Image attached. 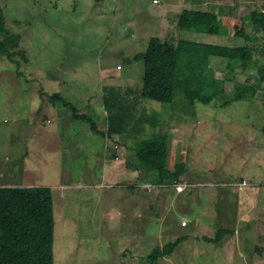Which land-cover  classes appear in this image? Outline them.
Wrapping results in <instances>:
<instances>
[{
	"label": "rangeland",
	"instance_id": "374dc122",
	"mask_svg": "<svg viewBox=\"0 0 264 264\" xmlns=\"http://www.w3.org/2000/svg\"><path fill=\"white\" fill-rule=\"evenodd\" d=\"M262 4L264 0H0L4 35L10 41L7 47H16V52L9 50L13 61L0 53V184L50 188L58 262L102 264L110 256L105 230H113L110 244L116 248L115 241L129 226L126 218L113 223L105 216L138 214L144 216L152 245L158 242L159 220L166 222L174 216L180 223V215L188 218L190 225L184 231L192 235L180 241L185 264H264V231L255 236L254 229L255 218L260 215L264 221V188L259 196L254 192L245 198L244 191L255 187L221 186L225 178L230 183L241 182L252 172L261 178L254 159L247 158L245 140L251 138L256 145L255 140L261 138L264 82L253 69L247 75L241 71L230 74L224 58L211 56L205 75L232 78L224 84L223 100L233 95L234 81L252 86L251 98L225 106L220 99L192 106L178 99L173 109L171 103L141 97L143 63L132 60L152 38L172 47L180 39L235 45L241 39L235 31L243 27L251 37L248 44L253 46V59L257 65L264 64V37L254 33L250 23V12L264 9ZM185 9L217 14L222 35H200L180 27L178 16ZM54 94L59 98H53ZM120 104L124 107H118ZM73 110L90 120L73 118ZM174 111L185 116L176 122L177 131L188 127V140L196 141L194 147L201 142L197 139L200 131L206 134L202 140L205 148L197 154L190 141L188 158H175L173 152L167 166L172 169L185 159L184 178L199 177L195 167L204 168L215 185L196 186L190 195L187 190L177 195L173 187L162 191L151 179L146 181L148 187H132L131 175L114 174L119 183L106 185L104 180L99 190L89 186L110 179L104 177L103 169L105 157L110 156L107 143L92 126L105 133L107 125L115 122L122 133L144 131L152 127V119L171 124ZM137 139L112 141L113 156L126 155L122 163L129 171L145 168L134 158ZM173 139L179 143L173 149L178 154L181 144L185 147L184 137L178 134ZM255 160L262 162L260 157ZM225 226H232L235 235L229 251L221 245L195 243V235ZM250 257L255 261L250 263Z\"/></svg>",
	"mask_w": 264,
	"mask_h": 264
},
{
	"label": "trees",
	"instance_id": "16d2710c",
	"mask_svg": "<svg viewBox=\"0 0 264 264\" xmlns=\"http://www.w3.org/2000/svg\"><path fill=\"white\" fill-rule=\"evenodd\" d=\"M219 22L218 15L213 12L185 9L179 14L177 23L182 28L217 36L223 33ZM250 23L254 33H261L264 37V9H253L250 12ZM4 34V22L0 17V53L13 61L9 50L14 49L16 52V47L13 44L7 47L10 41ZM235 35L241 37L235 45L180 39L177 46L172 47L165 41L152 38L147 48L132 58L143 63L141 97L172 104L180 95L189 105L196 102L209 104L212 100L220 99L221 106L251 98L254 88L248 83L234 81L233 95L223 100L224 84L232 78L229 75L223 78L211 77L204 73L208 57L212 56L224 58L225 68L230 74L241 71L247 75V71L253 69L264 82V64L257 65L252 57L253 46L248 44L251 37L243 27L236 30ZM2 37L4 41H1ZM53 98L58 99V94H54ZM65 105L71 106L70 103ZM118 107L124 106L120 104ZM72 116L75 119L90 120L78 115L75 110ZM117 125L115 122L109 124L108 132L119 129ZM90 129L99 134L94 126ZM260 135L264 139V121ZM167 152L166 138L157 134L140 142L135 149L138 161L157 174L156 183L160 186L173 185L183 173L182 163H178L172 172L166 168ZM54 223L52 192L49 187L0 184V264H54ZM230 232L228 229H219L213 238L204 239L218 242ZM178 242L176 240L167 244L161 254L152 256L157 258L158 255L171 252Z\"/></svg>",
	"mask_w": 264,
	"mask_h": 264
},
{
	"label": "crops",
	"instance_id": "0c3cea01",
	"mask_svg": "<svg viewBox=\"0 0 264 264\" xmlns=\"http://www.w3.org/2000/svg\"><path fill=\"white\" fill-rule=\"evenodd\" d=\"M198 34L207 35L204 33H198ZM195 41L204 42V43L210 42V41L205 42V41H203V39H201V41H199V40H195ZM178 99L183 100V98L181 96H178L175 99V101ZM184 103L186 104L187 101L185 100ZM189 106H192V105H189ZM172 108L174 109V101L172 103ZM168 110H170V109H168ZM179 113H182V112H180V110H179ZM172 114H173L172 117H174L175 120H171V124L166 122V121L161 122L159 119H156L155 121L152 119V127L149 130L147 129L144 131H135L132 133H130V132L129 133H127V132L122 133L119 129H115L114 131L108 132L109 127H110L109 124L105 128L107 130L105 133L98 130L99 134H97V133L96 134L102 135V136L104 134L103 138H105V141L107 143V150H108V152H110V156L109 157L106 156L104 161H103L104 177H108L110 179L99 180V182L94 183V184L91 183L89 186H93V187L97 188V190H99L103 187L102 183L104 180L107 183L106 185H109V183H108L109 181L110 182H114V181L118 182L116 177H115V180L113 179L114 174L115 175L118 174L120 176H122V175L125 176V174H126V177H129V175H131L134 179V181L131 183L132 187H135V185L136 186L142 185V187H145V186L148 187L150 185V182H146V181L149 179H151L152 184L158 185V183H156L157 174L154 171L150 170L147 167L144 168L143 166L138 167L137 170L129 171V168L127 167V165L124 162L122 163V159L126 158L125 157L126 155L123 157L124 154L122 152H120L118 155L120 157L115 158V156H113V153H112V141L115 140V142L117 144L119 138L121 140H124V141L126 139H129V138H140V139H137L135 148L133 149L134 158L138 163H140L138 161L136 155H135V149L140 142H143L146 139L150 138L153 134H157L161 138L163 137V138H166V140H167L168 152H167L166 160H165L166 168L170 172H172L178 163L179 164L182 163V167H183V173L180 175L177 182H175L173 185H171V186H160V185H158V187H160V189L162 191L171 189V187H173V189H174L175 184H182V185L186 186L185 191L187 190L188 194L190 195L192 192H194V189L196 186L211 187L212 185H215L214 181L209 179L210 175L206 173L207 170H205L204 168L200 169V168L195 167L197 172L201 174L199 177L197 176L196 178H194V177L193 178L192 177L191 178L190 177L184 178V176H187L186 175L187 171L185 169V164L187 163V161H185V159H184V161L181 160L180 162H177L176 164H174L172 169L169 166H167L166 161L168 158H172L173 152H174L175 158H177L176 155L177 156L180 155L181 159H183V157L188 158L186 149H187V147L189 148V142L191 141L190 145L193 144L192 151L195 150V152L198 154L201 152V150H204L205 144L202 142V140L206 139V138H204V137H206V134L201 135V131H200V137L201 138H197V139L201 140V142H200V144H198L197 146L194 147V144L196 143V141H193L192 139L188 140V138H189L188 137L189 136L188 127L184 126V130L182 132H178L177 128H176V122L178 121V119L184 120L183 118L185 116L177 115L178 111H174V112H172ZM169 116H170V114H169ZM123 118L125 119V117H123ZM167 119H169L168 116H167ZM263 120H264V118H263ZM178 134H182V136L184 137L185 147L183 146V144H181V150H179L180 152L177 154L176 153L177 150L175 149L173 151V149L176 145L178 147L179 143L175 142L173 138H177ZM123 138H125V139H123ZM250 139L251 138H246V140H245L246 142H248L249 153H247L248 154L247 158L250 157V159H248V160L251 162L253 161L252 158L254 159V166L259 167L257 170H258V174H259V170H260V177L261 178L260 179L255 178L254 177L255 175L252 172V176L250 175L249 178H242L241 182H232L231 181L232 183H230L228 181V179L225 178L223 180V182L221 183V186H223L225 188L228 187L229 185L242 187V186H247L248 184L251 185V187H255V188H251V189L244 191V194H245L244 196H246L245 198H249L254 192L257 193L256 196H259V191H262V189L264 188V139L263 138H257L255 140L256 145H255V143L251 142ZM132 141H134V140H132ZM217 144L218 143H216V145ZM123 147L125 148L124 145L123 146L120 145V149H123ZM198 147H199V149H198ZM257 157H260V160L262 161L261 164H259L255 160ZM114 158L116 160H114ZM261 170H263V172ZM203 178H206V179H203ZM229 179H231V177ZM128 181L126 182V184L128 183ZM139 181L143 182V184H138ZM120 183L122 184V182H120ZM233 184H235V185H233ZM150 190L151 189L148 188V191H150ZM173 191H175V190H173ZM175 193L177 195H179V194H182L183 192L177 193L175 191ZM142 202H143V200L141 201V204L140 205L137 204V206L138 207L142 206ZM137 210H138V208H137ZM216 214H217V212H216ZM259 216L257 218H255V220H254L256 222L254 229H255V231L257 230L255 236L256 235L258 236L259 232L264 231V227L262 226V224H264L263 223L264 221L261 220V218H259ZM105 217H106L108 222H113V223H119V221H122L123 218H126V220H128V222L126 221V223L129 224V226L127 227V231L125 233H123V232L120 233L121 236L119 237V239L117 238L118 241H115V242H117L116 244H119V247L116 246V248L112 244H110L113 230L111 229L109 233H107V230H105L106 238L109 239L106 246L110 247V251L108 253V256L109 255L110 256L108 258L106 257L105 261H101L102 264H185V259H183L184 255L182 254V250L180 248V241L182 238H186V237H189L192 235V234L186 233L184 231V229L188 228L190 225L188 218H186L185 216L180 215L181 222L183 220L186 221V225H184V226L181 225V222L178 223L174 216H172V218H169L166 222L159 220V218L157 217L161 226H160V232L156 237L158 239L157 240L158 242L154 245L151 244L152 241H148L149 239H152V238L150 235L146 234V232H145L144 216H141V218L143 220H141V218L139 217L138 214H136V216H134V217L129 216V215H125V216L121 215L120 217H118V216L113 217L110 214L106 215ZM136 218H137V225H134V220ZM173 218L175 219V221L173 220ZM106 227H107V225H106ZM230 227H232V226H225V229L231 230ZM258 229H260V230H258ZM218 230H219V228L217 230H215V228H213V229H210V232L208 234L203 233L200 235H195V237H194L195 243L198 244V246L202 242L203 243H209V244L212 243L213 245H216V246L221 245V247L224 248L225 251H229L231 249V246H232V238L235 237L234 232L232 230H231L232 232L223 236L222 239H220L218 242L205 241L204 238H213ZM54 239H55V237H54ZM160 239H161V241H160ZM176 240H179V242H178L177 246L171 252H169L167 254H163L162 256L158 255L157 258H154V256H152V254H156V255L161 254L162 251L164 250V247L167 244L173 243ZM96 241H97V239H96ZM203 247L205 249H210L209 247H205V246H203ZM254 251H253L252 256H254ZM55 252H56V248H55V242H54L53 243L54 264H61L62 260H60V262H58V259H56V257H55ZM59 254H60V248H58V250H57V257L59 256ZM104 258L105 257H103V259ZM252 261H255V259L253 257H250L249 262L251 263Z\"/></svg>",
	"mask_w": 264,
	"mask_h": 264
},
{
	"label": "built area",
	"instance_id": "2783aa9c",
	"mask_svg": "<svg viewBox=\"0 0 264 264\" xmlns=\"http://www.w3.org/2000/svg\"><path fill=\"white\" fill-rule=\"evenodd\" d=\"M174 189H175V191H176L177 193H182V192L185 191L186 186H184V185H182V184H175ZM181 225H183V226L186 225V221L183 220V221L181 222Z\"/></svg>",
	"mask_w": 264,
	"mask_h": 264
}]
</instances>
